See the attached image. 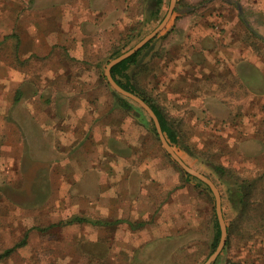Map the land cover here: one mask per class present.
Returning <instances> with one entry per match:
<instances>
[{
	"label": "rangeland",
	"instance_id": "374dc122",
	"mask_svg": "<svg viewBox=\"0 0 264 264\" xmlns=\"http://www.w3.org/2000/svg\"><path fill=\"white\" fill-rule=\"evenodd\" d=\"M145 1L138 2L132 9L135 15L142 17L132 20L127 32L121 27V17L113 11L112 17L106 21V34L96 35L93 40L96 49L98 47L95 56L100 63L97 74L101 77L95 88L100 93H111L112 109L106 117L107 122L122 131V127H128L129 141L130 138L136 141V144L131 142L130 147L137 148L139 159L148 158L159 178L157 184L154 185V181L152 184V204L146 203L144 207L149 216L155 212L154 218L124 220L120 225L111 221L107 226L100 221L102 224L95 227L81 225L74 231L70 226H54L47 233L34 230L31 232L34 242L1 264H203L215 250L218 217L213 191L196 177L187 176L168 155L153 121L138 103L129 99L142 111L141 114L117 106L113 88L105 75L108 62L152 32L168 13L171 3V0H163L158 7L155 0ZM235 1L177 0L178 6L184 7L185 11L174 10L167 26L136 63L130 64L117 77L144 90L160 105L165 115L174 121L178 132L179 142L172 143L177 153L217 185L229 231L228 242L214 264H264V93L261 92L264 91V38L249 29L238 9L239 3L250 25L264 36V0ZM118 4V0H112L113 8ZM203 14L207 16L214 36L218 35L220 39L214 45L218 52L209 58L217 63L227 58L233 60L232 66L225 63L222 85L211 83L209 78H213L210 75H207L206 84L205 79L193 77L194 73L189 69V62L203 63L210 54L203 55L200 47L191 49V45L200 46L195 41L200 37L203 39ZM196 17L198 21H195ZM93 24L88 22L89 29L97 31ZM197 24L201 26L194 28ZM192 28L195 31L191 32L190 43H178L183 33ZM6 54L0 52L3 58L7 57ZM238 67L248 78L253 67L256 69L253 82L257 93L252 95L254 99L240 90L239 76L229 75ZM219 78L217 81L221 82ZM220 86L229 98L217 104L214 91ZM23 87L28 92L33 91V85ZM104 98L107 103L108 96ZM96 105L94 115L101 113L99 104ZM103 110L108 111L106 106ZM216 164L225 166L228 171L219 175L214 169ZM36 175L38 173L34 170L27 173L26 177L30 178L19 179L18 186L38 184ZM240 184H248L245 203L238 198ZM25 190H10V194L17 203L31 200L34 204L35 200H40V197L26 196ZM174 195L176 199L173 201ZM165 205H168L166 210ZM56 207L53 204L52 210L43 216H55ZM35 215L39 219L40 214ZM8 216L10 221L14 218L15 236L19 238L27 228L23 214L16 212L12 216L1 212L0 222L7 220ZM5 239L0 234V247L7 242Z\"/></svg>",
	"mask_w": 264,
	"mask_h": 264
},
{
	"label": "crops",
	"instance_id": "0c3cea01",
	"mask_svg": "<svg viewBox=\"0 0 264 264\" xmlns=\"http://www.w3.org/2000/svg\"><path fill=\"white\" fill-rule=\"evenodd\" d=\"M142 1L118 0V7L113 8L112 0H0V52L7 53L5 58L0 55V213L14 216L22 212L27 227L17 238L14 218L10 221L8 216L7 222H0V234L7 241L0 253L26 241L0 264L28 248L34 242V230L47 233L54 226H70L74 231L81 225L95 227V221L107 226L111 221L120 225L124 220L154 218L155 212L149 216L144 207L152 204V190L159 178L148 158L139 159L137 148L130 147L136 141H129L128 127H122V131L108 124L111 93L95 88L101 77L97 74L100 63L93 37L106 34V21L113 11H117L127 32L128 24L142 17L132 11ZM89 21L97 31L89 29ZM202 26L203 39L195 41L200 46L191 45V49L200 47L203 55L210 54L203 63L189 62V69L193 77L205 79L206 84L210 75L211 83L222 85L225 63L232 66L233 60L217 63L209 58L218 52L214 45L220 39L214 36L205 14ZM194 31H185L178 43H190ZM239 68L229 75L239 76L240 90L252 97L257 93L253 82L256 69L253 67L248 78ZM25 84L33 85V91L28 92ZM214 93L217 104L229 98L222 86ZM96 104L101 113L94 115ZM33 170L39 183L18 186L17 181L30 178L26 174ZM15 189H26V196L40 200L17 203L10 194ZM53 204L57 205L55 216H43ZM35 213L41 215L39 219Z\"/></svg>",
	"mask_w": 264,
	"mask_h": 264
},
{
	"label": "water",
	"instance_id": "95a60500",
	"mask_svg": "<svg viewBox=\"0 0 264 264\" xmlns=\"http://www.w3.org/2000/svg\"><path fill=\"white\" fill-rule=\"evenodd\" d=\"M230 2H236L235 0H228ZM238 9L241 17L243 18L244 22L247 24L249 29L256 33L257 35L264 38L263 35L259 34L248 22L247 18L244 15L243 7L241 4L238 3ZM174 10H178L179 12H184L185 8H181L177 4V0H171L170 8L168 13L165 15L164 19L160 22V24L149 34H147L145 37H143L140 41H138L134 46H132L130 49L122 52L121 54L117 55L113 59H111L105 68V75L107 78L108 83L110 86L119 94H121L123 97L131 99L138 103L142 109L148 114L149 118L153 121L156 131L159 135V138L161 140L162 146L165 149V151L170 155V157L188 174H191L194 177H197L199 180L206 183L211 190L214 193L215 199H216V212L217 217L220 225L221 230V237L218 242L217 247L215 250L210 254V256L206 259V261L203 264H214V262L217 260L218 256L222 252L223 248L226 245L227 239H228V228L223 216L222 211V199H221V193L215 184V182L205 173H202L190 165H188L182 157L177 153L173 145L168 141L166 135L163 132L161 122L154 111V109L151 107L149 103H147L140 95H138L135 92H132L130 90L125 89L122 87L117 80L112 75V68L117 65L118 63L122 62L123 60L129 58L130 56L137 53L141 48H143L147 43H149L153 38L159 35V33L167 26L172 13Z\"/></svg>",
	"mask_w": 264,
	"mask_h": 264
},
{
	"label": "trees",
	"instance_id": "16d2710c",
	"mask_svg": "<svg viewBox=\"0 0 264 264\" xmlns=\"http://www.w3.org/2000/svg\"><path fill=\"white\" fill-rule=\"evenodd\" d=\"M163 3V0H155L154 4H156L158 7H160ZM157 37V36H156ZM155 37V38H156ZM155 38H153L149 43H147L143 48H141L137 53H135L134 55L130 56L129 58L123 60L122 62L118 63L117 65H115L112 68V75L113 77L117 80V82L124 87L127 90H130L132 92L137 93L138 95H140L147 103H149L151 105V107L154 109V111L156 112L160 122H161V126L163 129L164 134L166 135L168 141L172 144V143H178L179 142V137H178V132L175 128L174 125V121L169 119L164 111L162 110V108L160 107V105H158V103H156V101H154L151 97H149L147 95V93L140 89L139 87L135 86L132 83H124L122 82L117 75L119 73H121L124 69H128L129 65L132 63H136V59L142 54V52L148 48L150 46V44L155 40ZM109 84V83H108ZM112 93L114 95L115 98V102L124 110L130 112V111H136V112H140L141 114V110L135 108L134 104L128 99L123 97L121 94H119L118 92H116L115 90L112 89ZM169 155V154H168ZM170 156V155H169ZM214 169L215 171L221 175L222 173H224L225 171H228V169L221 165V164H216L214 165ZM187 176H192L191 174L186 173ZM197 178V177H196ZM198 179V178H197ZM199 180V179H198ZM201 181V180H200ZM201 184L205 185L207 188H209L204 182L201 181ZM248 185V184H247ZM247 185H241L240 184V188L238 190V198L239 201H241L242 203H245L246 198L248 197V191L246 190ZM75 220H78L80 222H83L84 219L82 218H78L76 217ZM71 221V220H70ZM102 224L100 221H95V224ZM215 226H216V233H215V243H214V247L216 248L218 245V242L220 240L221 237V230H220V225H219V221L217 220L215 222ZM229 231V228H228ZM228 242V239H227ZM26 243L25 239H23L20 243H17L14 247L6 249L5 251H3L2 253H0V260L8 257L12 252H14L18 247L24 245ZM227 244V243H226Z\"/></svg>",
	"mask_w": 264,
	"mask_h": 264
}]
</instances>
